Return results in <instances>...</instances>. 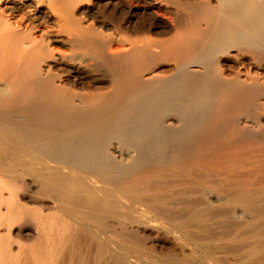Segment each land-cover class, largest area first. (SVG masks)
<instances>
[{
    "label": "bare ground",
    "instance_id": "obj_1",
    "mask_svg": "<svg viewBox=\"0 0 264 264\" xmlns=\"http://www.w3.org/2000/svg\"><path fill=\"white\" fill-rule=\"evenodd\" d=\"M0 264H264V0H0Z\"/></svg>",
    "mask_w": 264,
    "mask_h": 264
},
{
    "label": "rangeland",
    "instance_id": "obj_2",
    "mask_svg": "<svg viewBox=\"0 0 264 264\" xmlns=\"http://www.w3.org/2000/svg\"><path fill=\"white\" fill-rule=\"evenodd\" d=\"M155 234V239H157V234L160 232L161 233V239L164 241V242H166V240L164 239V238H166V239H168L169 240V242L167 243L168 245H167V247H169L173 242H174V237H173V235H171L170 233H167V232H164L163 231V229H153L152 230ZM163 237V238H162Z\"/></svg>",
    "mask_w": 264,
    "mask_h": 264
}]
</instances>
